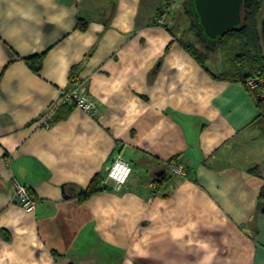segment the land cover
I'll return each instance as SVG.
<instances>
[{"label": "crops", "instance_id": "1", "mask_svg": "<svg viewBox=\"0 0 264 264\" xmlns=\"http://www.w3.org/2000/svg\"><path fill=\"white\" fill-rule=\"evenodd\" d=\"M176 2L0 0V264H264L255 98L179 43ZM74 90L95 117L59 105ZM96 176L108 190L81 203Z\"/></svg>", "mask_w": 264, "mask_h": 264}, {"label": "trees", "instance_id": "2", "mask_svg": "<svg viewBox=\"0 0 264 264\" xmlns=\"http://www.w3.org/2000/svg\"><path fill=\"white\" fill-rule=\"evenodd\" d=\"M171 4L159 10V16L171 15ZM264 11V0H245L243 11V26L239 31L227 33L217 47L206 44L191 16L188 0L183 4L182 16L187 20V29L182 31L179 43L198 61L208 72L206 63L213 52H221L225 58V67L216 78L232 83H242L255 98L259 111L257 124L264 133V85L262 89L253 91L248 88V81L256 77H264V50L261 44L259 32V20ZM176 28H180L181 22L175 18ZM80 28L84 30L86 23L82 22ZM43 56H36L26 60L30 67L39 71ZM74 108L75 105L65 104L62 107ZM108 188L104 180L96 176L90 185L79 193L81 203L87 202L94 195L105 192ZM259 202L264 205V187L259 194ZM264 213V208H263Z\"/></svg>", "mask_w": 264, "mask_h": 264}, {"label": "water", "instance_id": "3", "mask_svg": "<svg viewBox=\"0 0 264 264\" xmlns=\"http://www.w3.org/2000/svg\"><path fill=\"white\" fill-rule=\"evenodd\" d=\"M245 0H188L191 16L203 41L217 47L221 39L243 26ZM261 44L264 50V11L259 20Z\"/></svg>", "mask_w": 264, "mask_h": 264}, {"label": "built area", "instance_id": "4", "mask_svg": "<svg viewBox=\"0 0 264 264\" xmlns=\"http://www.w3.org/2000/svg\"><path fill=\"white\" fill-rule=\"evenodd\" d=\"M170 1L175 3L177 0ZM160 23L163 24L164 19H161ZM247 85L248 88L255 89L258 86V83L257 80L254 79L249 80ZM65 104L75 105L76 108L84 111L91 117L97 115L98 105L96 101L89 98L87 95L80 94L76 90L67 92L63 95L59 105L62 106ZM172 170L177 176L185 177L187 175L183 167L176 165L175 163L172 164ZM132 172L133 169L130 163L123 157L119 156L110 167L107 174V180L114 183L115 189L120 190L128 183L132 176ZM14 193L16 200L26 213H33L35 211L37 201L31 196L28 187L20 183H15Z\"/></svg>", "mask_w": 264, "mask_h": 264}, {"label": "rangeland", "instance_id": "5", "mask_svg": "<svg viewBox=\"0 0 264 264\" xmlns=\"http://www.w3.org/2000/svg\"><path fill=\"white\" fill-rule=\"evenodd\" d=\"M173 3V2H172ZM177 3V2H176ZM175 4V3H174ZM174 6H172L173 8ZM175 9V10H174ZM172 9L174 12L178 11L175 18L177 20H180L181 22V26L180 28H178V32L181 35L182 31L186 30L188 25H187V20L182 16V10L183 7H181V4H176L175 8ZM176 13V12H175ZM209 60L207 61V65L208 67L215 73V74H220V72L222 71V69L225 67V58L223 57V55L221 54V52H213L209 55ZM257 80L258 86L255 89L250 88L253 91H258L260 89H262V86L264 85V77H256V78H252L250 80Z\"/></svg>", "mask_w": 264, "mask_h": 264}]
</instances>
